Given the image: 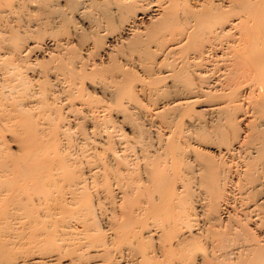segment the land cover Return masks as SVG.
Returning a JSON list of instances; mask_svg holds the SVG:
<instances>
[{
	"label": "bare ground",
	"instance_id": "1",
	"mask_svg": "<svg viewBox=\"0 0 264 264\" xmlns=\"http://www.w3.org/2000/svg\"><path fill=\"white\" fill-rule=\"evenodd\" d=\"M1 1L3 2L0 3V261L6 264H264V182L261 181L262 178L264 180V0H88L90 2L88 8L86 7L88 10L82 6L85 12L90 11L91 15L88 16L98 15L105 24L109 26L111 24L112 27H108L112 28L111 32L116 31L117 27V32L124 35L127 41H131L128 43L124 40L125 42L121 43L122 45L128 43L129 47H132L131 49L126 47L127 49L133 50V47H138L132 52L124 48L131 54L138 51L139 46H147L146 42L156 40L159 34L165 33L168 28L171 27L172 31V25H178V29L182 28L183 32L178 33V29L172 31L178 33H175L177 38L174 37L176 42L172 39L174 33L170 34L172 37L167 35L166 40L169 39L170 42L173 40L174 43L173 45L170 43L171 48L164 53L165 55L172 53L169 56L171 58L173 54L178 55L173 56L176 57L175 62L172 61L173 58L171 60L166 57L170 59L166 64L171 65L165 71L173 65L172 62L177 68L174 67L172 71L170 69V72L164 71V77L168 81L171 80L169 81L171 84L169 82L168 84L180 95L179 98L176 97L175 90L176 100L171 101V107L166 104L162 111L159 110L158 117L168 115L169 118L171 112L181 111V114L178 113L180 114L177 116L178 119L185 112L184 108L186 111L190 110L186 109L187 106L191 107L196 100L198 102L202 98L205 102L208 100L207 102L211 103L213 99V106L209 103V106L204 105L207 108L201 109V115L203 111H208L210 115L216 117L217 124H211L212 119L209 117L211 125L207 122L210 128L213 125L211 129L214 134L210 128L204 127L206 125L204 120L196 119L197 115H194V119L200 120V123L205 122L200 126L212 132L213 136L222 137L224 139L222 142L226 141V144L228 139L232 140L233 137H230L235 134V130L236 132L240 130L238 123H235L236 126L233 123L241 120L235 118L237 113L244 110V115L249 117L250 120H246L244 125L246 131L243 130L246 135L241 136L244 137L241 142L247 146L248 157L246 158L245 151L244 156L242 154L237 156V148L240 150L243 146L245 150L244 145L239 142V146L240 144L242 146L237 148L233 146L235 149L232 147L228 150V145L227 148H223L226 151L223 155L227 157L220 152L222 159L229 158L228 161L224 159L226 165H229L227 168L220 157L223 163L220 162L222 164L219 165L218 160L216 163L219 166L216 163L213 166V162L207 158L202 163L197 154L195 155L199 160H196L195 151L192 150L193 166L185 164V161L183 163L194 168L188 181L181 176L185 166L181 167L180 160L185 158L184 160L188 161L187 155H190L188 146H185V149L188 148L187 154L186 150L180 153L182 146L180 148L178 145V149L177 142L175 143L172 136L168 134L164 136L161 129H157L163 128L156 125L158 122L155 129L151 125H149L151 128H148L155 130V134L152 131L153 134L146 131L150 135L142 133L147 130H144L142 125L141 133L139 132L141 126L138 130L135 127L133 131L137 130L139 138L146 134L143 136L145 139L130 140L133 135L126 138L127 136H122L120 131L119 133L116 131V134L112 126L108 125L112 121L111 116L109 113L110 119L106 118L108 111L103 110L104 104L101 101L99 103L95 100L94 103L87 100L85 91L83 95L86 102L84 99L80 100L85 85H88L84 84L86 83L84 79L89 78L86 73L90 71L85 73L88 69L83 70L81 67L86 66L87 57L84 58L86 61H81L83 56L82 58L78 56L79 62L74 61L70 58L72 50L68 51L71 61L68 60L80 63L81 68L77 67L76 63H72L76 64L74 67L70 62H66L67 58L62 59V56L59 58V53L58 58L49 57L50 61H46L44 65L37 66L36 60H33L35 57L30 61V52L33 53L30 48L33 47L29 48L27 44H23L24 37H21L17 30L22 27L21 22L34 23L36 14L33 15L32 11L39 17L35 23L43 16L44 21L45 18L50 20L49 16L60 17L63 10L66 12L69 9L70 14L73 12L78 14V11H71L76 10L75 7L80 9L79 4L84 0H81V3H77L76 0H64V4L61 2L62 5L59 4L60 0H51V5L47 4L50 3L49 0L44 3L42 1L39 3L40 0H19L21 2L18 3L14 0L15 3L12 0ZM32 3H35L37 8ZM31 4L36 10H31ZM84 13H81L83 17ZM67 14L64 15V21L73 16L69 15V18L68 16L66 18ZM139 14L142 15L140 18ZM24 17L27 19L22 21ZM143 18L150 23L146 27L144 25L143 30H139L137 22ZM71 21L68 24L73 22ZM112 23L117 24H114L115 28ZM105 27L104 30H108ZM163 33V36L168 34ZM142 37H145L146 42ZM65 38L67 39L66 36ZM165 46L163 42V47ZM55 47L63 46L55 44ZM66 47V50L70 49ZM140 49L146 51L145 48ZM120 50L122 49L119 47ZM135 53L137 59L141 56V61L144 58L148 62V56L150 57L147 55L148 52L145 55L147 58ZM91 66L90 70L97 68H93L96 65ZM85 68H88V65ZM117 70L119 74L116 70L114 72L119 75L118 84L121 82L122 85L124 82L126 87L132 84L133 81L128 80L129 84L126 81V72L122 69L120 72ZM93 72L94 70L89 73L92 74L89 79H85L89 80L87 82L90 84L95 82L98 74H100L98 79L101 77L99 69L97 74ZM93 74L97 76L94 77ZM110 74L107 77L111 76L109 79H112L113 83L116 82L117 75L114 73L113 77ZM102 77L97 80L99 87L104 83ZM123 79L124 81H121ZM155 80H158V83ZM94 82L88 85L92 87L91 91L99 88ZM112 82L110 89L115 85L113 90L117 89L118 93L122 92L124 95L128 91L126 89L131 88L130 85L123 90L120 84ZM150 82H147L148 88L153 84V87H156L159 83L162 85L165 83L161 78L152 79ZM165 86H162L164 88L162 91L170 89L168 85L169 89ZM101 87L107 88L102 85ZM155 89L153 92H156ZM122 93L118 96L123 99ZM76 95L81 97L78 98ZM111 96L115 102L116 97ZM118 96L117 100H120ZM74 97L80 100L78 104L84 103L82 109H78L79 113H75L72 108L71 101ZM206 98L208 99L205 100ZM85 103L88 106L98 103L101 105L91 108ZM167 107H170V112L159 116V113L168 110ZM71 108L73 115L80 114L79 110H82L85 112L84 117L87 120L91 119L92 122L89 123H95L90 124L91 127L84 131L82 127L88 122L84 121L80 114L81 121L78 118V122L81 123L83 120L86 123L83 126V123L81 125L79 123L80 128L76 126L77 129L75 127L73 129L69 118H63L60 115L62 110L59 111L69 109L72 112ZM105 108L111 110L108 106ZM177 112H174L175 116ZM129 117L126 116L128 119ZM171 118L168 119L169 122ZM173 118L172 120H175L176 117ZM181 119L180 122L183 120ZM192 119L190 118L191 121ZM161 120L162 125L165 122L169 123L166 118V121L164 118ZM190 120L187 122L190 123ZM74 121L76 125L78 122ZM166 123L164 126L167 128ZM225 123L232 125V129L226 127ZM186 127L184 130L188 132ZM228 127L230 132L234 129L230 135L225 131ZM179 128L173 131L174 134L185 133L181 131L183 128ZM169 129L171 127L165 132ZM207 130L205 133L208 135ZM181 133H178L179 137L183 138L184 135ZM158 134L163 136L159 137ZM224 134L230 137L224 138L226 136ZM191 135L194 136L191 133L188 138ZM195 137L197 136L192 139L195 140ZM203 137H206L205 134L201 137L202 140L205 139ZM219 137L215 138L219 140ZM238 139L236 138V141ZM236 141L232 143L236 144ZM185 142L187 144V141ZM219 142L222 143L220 140ZM9 144L14 147L13 150L9 148ZM230 145L234 144L230 142ZM173 162L178 165L174 166ZM173 167L183 170V172L177 170L176 176H179L178 179L176 177L177 180L172 174L176 170ZM172 168L174 170L169 174V169ZM188 171L186 174H189ZM187 183L191 184L193 193H190V187V191L186 190ZM233 187H237L235 193L239 191V196L237 195L239 200L235 198L238 200L235 203L231 202L235 201ZM232 203L237 205L232 208ZM229 209L235 211L231 212Z\"/></svg>",
	"mask_w": 264,
	"mask_h": 264
},
{
	"label": "rangeland",
	"instance_id": "2",
	"mask_svg": "<svg viewBox=\"0 0 264 264\" xmlns=\"http://www.w3.org/2000/svg\"><path fill=\"white\" fill-rule=\"evenodd\" d=\"M11 1V0H10ZM15 2L17 1V3L18 2H21V1H19V0H14ZM13 0H12V2L13 3H15ZM35 1H37V0H35ZM41 1L44 3V2H46V0H40V2L39 3H41ZM48 1V0H47ZM50 1V3L49 2H47V4H50L51 5V0H49ZM52 1H54V0H52ZM66 1V0H65ZM83 1V0H82ZM81 0H76V2L77 3H81L82 2ZM85 1V2H84ZM83 1V3L82 4H85V5H82V4H79V6H80V9H79V7H75V6H78V5H76L75 4V8H76V10H72L71 12H73V11H78V14H77V12L75 13V14H70V12H69V9L65 12V10H63L64 11V13H63V11H62V13L60 12V14H62L63 15V17H62V15L59 17V15L58 16H49V18L48 19H50V17H51V21L50 20H47V18H45V21H44V17L45 16H43L42 17V19L41 20H43V21H41L40 19H38V21L39 22H36L35 23V21H36V19L37 18H39L38 16H36L37 15V13L35 12V13H33V11L31 12L33 15L34 14H36L35 15V21H33L34 23H29L31 26H29V24H27V21H25V22H21V24H20V26L22 25V27H19V29H17L18 30V32H19V34H20V36L21 37H24V38H22V40L24 41V45H26V46H29V48L30 47H33V49L32 48H30V51H32L33 53L31 54V52H30V61H32V59L35 57V58H37V59H33L34 61L36 60V62L35 63H37V66L38 65H44V64H46V61L48 62V61H50L49 60V57H55V58H58V54L57 53H59V58H61V56L63 57L62 59H65V58H67V60H65L66 62H70L71 60H74V61H77L78 60V62H79V57H81L82 58V56H83V58H82V60L81 61H86V66L84 65V66H81V67H83V70H86V69H88V70H86L85 71V73L86 72H89V73H91L93 70H94V74L96 73L97 74V71H98V69L100 70V72L99 73H101V77L103 78L102 79V81H104V83L102 84L101 83V85L102 86H106L109 90H106L107 88H105V89H102V88H104V87H101V85H100V87H99V85L97 84V80H99L98 79V77L100 76V74H98L99 76L95 79V82H94V84H95V86H96V84L98 85V90L97 89H95V88H93V89H95V90H90V89H92V87L90 88L88 85H91L89 82H87V81H89V80H85V79H89L91 76L90 75H92V74H89V73H86V74H88L89 75V78H85L84 79V81H86V83L84 82V84H88V85H85V88L86 87H89V88H87V89H85L84 87V89H83V91H82V97L80 96V95H78L79 97H81L80 98V100H83L84 99V101L87 99V100H89V101H91V102H94L95 103V100H97V101H99V103H101L102 102V104H106L105 106L103 105V110H105L106 112L108 111V113H106L107 114V116H106V114H104L105 113V111H103L104 113V116H106V118L108 117L109 118V113H110V116H111V119L110 120H112L111 121V123L113 124H111V123H109L108 125L109 126H112V129H113V131H115V133H116V131L119 133V131H120V133L122 134V136H127L126 138H129V137H131L132 135L134 136H132V138H130V140L132 139V140H137V139H139L140 140V138H139V136L140 135H137L136 134V131L138 130V128L141 126V128H139L140 130H139V132L141 131V129H143V127H144V130L145 129H147V130H145V131H142V133L143 132H145V133H147L146 131H149L148 133H154V131H152V129L151 130H149L150 128H151V126H154V127H152L153 129H155L157 126L158 127H160V126H163V128L165 129L164 130V132L162 131V127L161 128H157L158 130L159 129H161L160 131H161V133H163V135L165 136L166 134H168V135H170V136H172V139L173 140H175V143L177 142V144H176V147L179 145V147L180 146H182V149L180 150V153L181 152H184L185 150V152H186V154H187V149L189 148V150L190 151H188V153H190V155L188 154L187 155V158H189L188 159V161H186V160H182V159H180L181 161H182V166H181V164H180V166L181 167H183V165L185 166V164L187 163V165H189L190 164V166L193 164V160H194V157H196V155L195 154H197L198 156H200L199 157V159L202 161V163H204L205 162V159L207 158V160H210V162L213 164V166L214 165H216L217 163H218V160H220V152L222 151V155H223V152L225 153L226 151H224V149L223 148H225L227 145V147L229 148L228 150H230V148H232L233 146H236V148L239 146V144H238V142L239 143H243V142H241L242 140H244V137H241V136H244V134L246 135V133H245V131H246V127H244V125H245V123L248 121V120H250L249 119V117L247 116V115H244L245 114V112H244V110H241V112H243V113H241L240 111L237 113V114H235V118H239V119H237V120H240V121H237V122H235V121H233V123L235 124H237L238 123V129H240V130H238V132H236V130H235V132H234V129H233V131H231L230 132V129H229V127H231V129H232V125H229V123L231 124V121L229 122V123H227L228 125H226V123H225V126L227 127V126H229L227 129H229V131L227 130V129H225V131H227L228 132V135H230L232 132H234L235 134H233L231 137L230 136H228L227 134H224V138H226L227 137V139H228V137H230V138H234L235 137V135H236V138L238 139V141H236V138L235 139H233L232 138V140L231 139H228V143L226 144V141H224V142H222L224 139L222 138V137H219V135H217V136H213V134H214V132H213V130L211 129V128H213L212 126H211V128L209 127L212 123L214 124H217L215 121H216V117L214 118V116L213 115H210L211 113L210 112H206V111H203L204 113H203V115H201L202 114V110H204L203 108H207V107H205L204 105H206V106H213L212 105V102H213V99L211 100L212 102L210 103V102H207L208 100V98H206L205 100H207L206 102L204 101V99H199V100H201V101H198L197 102V100H196V103H192V106H191V104H190V106L191 107H188L187 106V108L186 109H188V108H190V110H185V108H184V113H183V115L181 116V118L183 119H181V118H178L177 119V116L178 115H180L181 113V111L180 112H177V111H174V112H177L176 114V116H175V113L173 112H171V114H173V115H169V118L170 117H172L173 118V116H175L174 118H175V120H172V118L170 119V122L168 121V115H167V111L168 112H170V110H169V108L171 107V101H173V99L174 100H176V98H174L176 95V97H178V95H180V93L178 94V91L176 90V92H177V94L175 95V90H174V87H172V86H170L169 84H168V82L170 81L171 82V80H167V78H165L164 76V74H165V72H168V70H169V72H170V69H171V71L174 69V67L176 66V65H174V60H175V58H173V56H175V55H177V54H173L172 55V58H173V60H172V58L171 57H169V56H171V54L172 53H170V54H164L165 52H167V50L169 49V48H171V46L173 45L172 43H174V41L176 42V34H178L180 31L181 32H183L181 29V27H180V29H178L177 28V26L175 25H172L173 27H172V31L173 30H177L178 29V33L177 32H173L174 33V35H173V38L172 39H174V37H175V39H174V41L172 40V39H170V40H172L171 42L169 41V39L168 40H166L167 39V35H169L170 36V34H173L172 33V31L170 30V28H168L167 30H169V31H171V33L170 32H168L167 30H165L166 32L165 33H168V34H165V33H163V34H165L164 36L162 35V33L161 34H159V36H158V38L155 40V39H153L152 41H149V42H146V39H145V37H142L143 38V40L145 39V42H146V45L148 46V44L149 43H151V44H149V46L147 47V46H145V47H141V46H139L140 48H142V49H146V47H147V49H146V51L145 50H142L141 51V49L139 50L138 49V51L136 50L135 52H137V53H135V54H137V55H143L142 56V58L147 54V52H148V54L147 55H150V57L148 56V62H146V59H144L143 58V62L141 61V56H139L138 57V59L136 58V55H134V53H128L127 51H133L134 49H136V48H138V47H133V50H130L132 47L130 46L129 47V44L128 43H130L131 41H127L124 37V35H120L117 31V27H116V23H112L113 25L114 24H116V25H114V27L113 28H115V30L116 31H114V32H111L112 31V28H108V27H112V25L110 24V26L108 25V24H105L104 22H103V20L97 15V17H96V15L95 16H93L92 15V17L91 16H88V14L89 15H91V13H90V11L88 12H85L83 9L85 8V10L88 8L87 6H89V4H90V2L87 0H84ZM3 1H1L0 3H2ZM64 4V0H60V2H59V4H61L62 5V3ZM75 2V3H76ZM36 3V2H35ZM35 3H32L36 8H37V5L35 4ZM66 3V2H65ZM31 4V5H32ZM38 4V3H37ZM86 4H88V5H86ZM31 6L30 8H31V10L32 9H34V10H36L35 9V7L34 6ZM74 5V4H73ZM84 8H83V7ZM34 7V8H33ZM87 7V8H86ZM77 8H78V10H77ZM82 8V9H81ZM47 9H49V8H47ZM65 9V8H64ZM80 10V11H79ZM88 10V9H87ZM82 11V12H81ZM85 13H84V12ZM84 13L83 15H84V17L82 16V14L81 13ZM68 13V14H67ZM87 13V14H86ZM65 14H67L65 17L67 18V16H68V18H69V15L70 16H72L71 18H69V19H71L70 21L72 22L71 24H68L70 21H68V20H66L65 19V21L63 20V18H64V15ZM85 14L87 15V17L85 16ZM81 16V17H80ZM142 15L141 14H139L138 15V18H140ZM48 17V16H47ZM55 17H58L59 19L61 18L62 19V21H61V19L59 20L58 18H55ZM80 17V18H79ZM83 17V18H82ZM55 19V20H53V19ZM93 18H95V20L93 19ZM98 18V19H97ZM25 19H27V17H24L23 19H22V21H24ZM66 21H68V22H66ZM90 21H92V22H90ZM96 21H97V23H96ZM141 21V22H140ZM138 20V22H137V26H138V28H139V30H143L144 29V25H145V27L146 26H148L149 24L148 23H150V22H148L146 19H141V20ZM143 21V22H142ZM41 22V23H40ZM45 22V23H44ZM62 22H64V23H62ZM65 22L67 23V25L65 24ZM93 23H95V25L97 24H99L98 26L101 28H99V27H97V29H96V26L93 24ZM26 24V25H25ZM39 24H40V26L41 27H43V28H41L40 26H39ZM81 24V25H80ZM24 25V26H23ZM43 25V26H42ZM65 25V26H64ZM71 25V26H70ZM75 25V26H74ZM94 25V26H93ZM101 25V26H100ZM27 26V27H26ZM28 26H29V28H28ZM37 26V27H36ZM73 26H74V28H73ZM104 26H106L105 28H108V30L106 29V30H104ZM71 27H72V29H75L74 31L71 29ZM81 27V28H80ZM24 28H26V29H24ZM32 28V29H31ZM34 28V29H33ZM88 28V29H87ZM99 28V29H98ZM28 29V30H27ZM70 29V30H69ZM20 30V31H19ZM114 30V29H113ZM31 31V32H30ZM41 33H40V32ZM67 31H69V32H67ZM84 31V32H83ZM109 31V32H108ZM43 32V33H42ZM75 33V34H73V33ZM78 32V33H77ZM110 33V34H109ZM176 33V34H175ZM18 34V35H19ZM40 34H41V36H40ZM77 34V35H76ZM23 35V36H22ZM70 35V36H69ZM75 35L77 36V37H75ZM19 36V37H20ZM65 36L67 37V39L65 38ZM69 36V37H68ZM74 38H72V37ZM79 36V37H78ZM124 36V37H123ZM170 37H172V35L170 36ZM169 37V38H170ZM77 38V39H76ZM124 38V39H123ZM160 38V39H159ZM21 39V38H20ZM48 39V40H47ZM65 40V41H64ZM67 40V41H66ZM127 41L128 43H123V45L121 44L122 42H125V41ZM142 40V39H141ZM162 41L163 40V42H164V45H166L165 47H163V42H159V41ZM60 43H59V42ZM157 41V42H156ZM42 42V43H41ZM54 42H55V44H56V46H63L64 47V44L65 43H67V44H65L66 46L68 45V47H66V48H70L69 50H66L65 49V47H64V50L61 48V47H55L54 48V46H55V44H54ZM70 42V43H69ZM169 42V43H168ZM62 43V44H61ZM120 43V44H119ZM161 43V44H160ZM172 45H171V44ZM43 44H45V45H43ZM61 44V45H60ZM128 44V46H126ZM153 44V45H152ZM54 45V46H53ZM120 45H122V47L120 46ZM145 45V44H144ZM143 45V46H144ZM171 45V46H170ZM154 46L156 47V48H154ZM46 47V48H45ZM108 47H110V48H108ZM119 47H120V49H122V50H120L122 53H120V51H119ZM126 47H129L128 49L126 48ZM163 47V48H162ZM80 48V49H79ZM127 49V51L125 50V49ZM159 48V49H158ZM47 49H48V51H47ZM59 49V50H58ZM62 49V50H61ZM109 49V50H108ZM126 51H124V50ZM156 49V50H155ZM165 49H166V51H165ZM38 50V51H37ZM66 50V51H65ZM70 50H72L71 52V56L72 55H74L75 56V53H76V56H77V58H76V56L74 57L73 56V58L68 54V53H70V52H68V51H70ZM81 50V51H80ZM148 50V51H147ZM161 50V51H160ZM59 51V52H58ZM62 51V52H61ZM63 51H65V52H63ZM73 51H74V53H73ZM81 53V54H79V52ZM47 52V53H46ZM119 52V53H118ZM139 52H143V53H139ZM144 52H146V53H144ZM150 52V53H149ZM161 52V53H160ZM48 53H49V55H48ZM63 53V55H61ZM65 53L67 54V55H65ZM86 55H85V54ZM160 53V54H159ZM175 53H177V52H175ZM39 54V55H38ZM79 54V55H78ZM122 54H124V55H122ZM129 54H130V56H129ZM152 54V55H151ZM162 54H164V57L162 56ZM32 55H34V56H32ZM43 55V56H42ZM45 55H47V56H45ZM51 55V56H50ZM110 55V56H109ZM68 56V57H67ZM69 56H70V58H71V60L69 59ZM79 56V57H78ZM134 56V57H133ZM162 56V57H161ZM48 59H47V58ZM88 58V59H84V58ZM111 57V58H110ZM146 58H147V56H145ZM166 57H169V58H171V60L172 61H174V62H172L173 63V65L172 66H170V68L167 70V71H165V69H167L168 68V66L169 65H171V64H166L167 62L169 63V58H166ZM177 57H178V55H177ZM32 58V59H31ZM75 58H76V60H75ZM80 58V59H81ZM110 58V59H109ZM161 58H163V59H161ZM166 58V59H165ZM70 61H69V60ZM165 59V60H164ZM169 59V60H168ZM45 60V61H44ZM125 60V61H124ZM140 60V61H139ZM39 62H42V63H39ZM45 62V63H44ZM76 63V62H70V64H72V63H76L77 64V67L80 65V63ZM39 63V64H38ZM150 65H149V64ZM170 63H171V61H170ZM76 64H72L74 67H76ZM90 64V65H89ZM96 65V66H93V68L94 67H97V68H95V69H97V71L95 70V69H93V70H90V66L91 65ZM142 64V65H141ZM145 64V65H144ZM160 64V65H159ZM87 65H88V68H85V67H87ZM148 67H147V66ZM140 66V67H139ZM160 66V67H159ZM167 66V67H166ZM80 67V66H79ZM80 67V68H81ZM92 67V66H91ZM166 67V68H165ZM173 67V68H172ZM150 68V69H149ZM177 67H175V69H176ZM92 69V68H91ZM117 69H119V72L121 71V69H122V71L123 72H126L127 73V75H125L126 76V81L128 82V84H129V81L128 80H130V82L131 81H133L132 82V84L130 83V85H131V88H130V90L129 89H126L127 87H130V85L128 86L127 85V87H126V85L125 84H123L122 83V85H121V82H119L120 80H119V75H117L116 74V72L118 71ZM116 70V72H114ZM96 71V72H95ZM109 71V72H108ZM111 71V72H110ZM112 71H113V73H112ZM163 71V72H162ZM165 71V72H164ZM107 72V73H106ZM123 72H121V74L123 73ZM103 73H105L104 75H102ZM110 73H112V74H110ZM114 73H115V75H117V76H115L117 79H115L116 80V82L114 81V83L109 79L110 77H107V75H114ZM118 73V72H117ZM126 73H124V74H126ZM94 74H93V76H94ZM119 74V73H118ZM120 74V75H121ZM124 74H123V76H124ZM162 75H163V77H162ZM92 76V77H93ZM97 76V75H96ZM96 76H94V77H96ZM87 77V76H86ZM107 77V78H106ZM114 77V76H113ZM112 77V78H113ZM121 77V76H120ZM161 78V80H162V82L164 81H166L165 83H163V85L162 84H158V85H156V87H153L154 86V84H156L155 82L157 81V83H158V80H155V82L154 81H152V82H154V84L151 86V87H149L148 88V84L149 83H151L150 81L152 80V79H160ZM121 78H123V77H121ZM125 78V77H124ZM132 78V79H131ZM150 78V79H149ZM164 80H163V79ZM91 79H93V78H91ZM109 79V81H107ZM114 79V78H113ZM169 79V78H168ZM117 80H119L118 82H119V84L122 86V88H123V90H125L126 89V91L127 92H125L126 94L124 95L122 92V97H123V99L122 98H120L119 96H121V93H118V91H117V89H115V90H113L114 88H115V85L113 86L114 88L112 89V87H111V89H110V86H111V82L113 83V84H118L117 83ZM111 81V82H110ZM121 81H124V79L123 80H121ZM125 81V82H126ZM160 81V80H159ZM101 82V81H100ZM108 82H110V83H108ZM147 82H149V83H147ZM161 82V83H162ZM169 82V83H170ZM142 85H141V84ZM144 83H145V85H144ZM84 84H83V86H84ZM100 84V83H99ZM110 84V85H109ZM112 84V85H113ZM118 84V85H119ZM139 84H140V86H139ZM165 84H166V86H165ZM171 84V83H170ZM117 85V86H118ZM165 86V87H167V85L170 87V89H169V87H167V89H169L170 91H174V93L172 94V92L170 93V91L168 90V91H162V90H164V88H162V86ZM116 86V88H118ZM121 86H119V87H121ZM94 87V86H93ZM126 87V88H125ZM155 89V91L156 92H153V89ZM132 89V90H131ZM150 89V90H149ZM166 88H165V90H167ZM172 89V90H171ZM86 90H87V92H89V93H87L86 92ZM106 90V91H105ZM110 90H112L111 92L113 93V94H111L110 93ZM122 90V91H123ZM159 90V91H158ZM85 91V92H84ZM95 91V92H94ZM109 91V92H108ZM83 92H84V95L86 96V99H85V96L83 95ZM105 92H108V93H105ZM133 92V93H132ZM168 92V93H167ZM119 94V96H118V94ZM171 94V95H170ZM111 95H113V96H115L114 98L116 99V101H118L117 103H115L114 102V100H113V97L111 96ZM175 95V96H174ZM77 95H76V97H78ZM104 96V97H103ZM109 96V97H108ZM117 96L120 98V100H117ZM78 97V98H79ZM84 97V98H83ZM89 97V98H88ZM97 98V99H96ZM118 98V99H119ZM131 98V99H130ZM134 100H133V99ZM179 98V97H178ZM177 98V99H178ZM91 99V100H90ZM94 101H93V100ZM80 100H78V99H76L75 97H74V99L71 101V103L73 102V106H72V108H74V112L75 113H79L78 112V109H80L82 106H84L83 104L82 105H80V104H78L79 102H80ZM129 100V101H128ZM132 100V101H131ZM209 100V101H210ZM216 99H214V101H215ZM76 101H78V102H76ZM96 101V102H97ZM101 101V102H100ZM111 101V102H110ZM122 101V102H121ZM128 101V102H127ZM131 101V102H130ZM203 101V102H202ZM82 102V101H81ZM86 102V101H85ZM90 102V103H91ZM168 102H170V103H168ZM218 102H220L219 100H218ZM217 102V103H218ZM76 103H77V105H76ZM87 103H88V101H87ZM94 103H92V104H94ZM98 103V104H99ZM119 103H121V104H119ZM128 103V104H127ZM208 103H209V105H208ZM215 103V102H214ZM217 103H215V104H217ZM98 104H95L96 106L98 105ZM166 104L168 105V106H170L169 108H168V110L167 109H165L164 111H163V113L162 114H160L159 113V116L160 115H167V116H162L163 118H164V121H166L167 120V122H169V123H171V124H167L166 122V124H167V126L170 128L171 127V129H169L168 130V132H165L166 131V129L168 128H166V126H164V124L162 125V120L161 119H163V118H161V117H158L157 115V112H160V111H162V109L163 108H165L166 107ZM193 104H194V106H193ZM200 104V105H199ZM56 105H58V104H56ZM85 105H86V103H85ZM95 105H93V106H90L91 108H93V107H95ZM101 104H99L98 106H100ZM110 105H111V107H110ZM115 105V106H114ZM124 105V106H123ZM132 105V106H131ZM86 106H88V104L86 105ZM85 106V107H86ZM88 106V107H89ZM109 107L111 110V112L107 109V108H105L104 109V107ZM113 106V107H112ZM165 106V107H164ZM76 107V108H75ZM126 107H128V108H126ZM130 107V108H129ZM132 107V108H131ZM136 107H137V109H136ZM71 108V109H72ZM123 108V109H122ZM125 108H126V110H125ZM82 109V108H81ZM107 109V110H106ZM130 109V110H129ZM140 109V110H139ZM183 109V108H182ZM202 109V110H201ZM62 110V111H61ZM65 109H60L59 111H61L62 113L60 114L63 118H69L68 120H70L71 122H70V125L73 127V129H74V127L77 129V127L76 126H78V128H80V126H79V123L80 122H78L79 121V119L81 118L80 117V114H81V116H83V118H84V121L86 120L87 122H88V124H86V125H84V123H86V122H83V120H82V122L80 123V125L82 124V126L84 125V127H82L83 128V130L85 131L86 129L88 130L91 126H90V124H92V123H89V122H92L91 121V119H88L87 120V118L86 117H84V111H82V110H79L80 111V114H75V115H73V109H72V112L69 110V109H67L66 111H64ZM137 110H139V111H137ZM160 110V111H159ZM179 110H181V109H179ZM178 110V111H179ZM77 111V112H76ZM131 111V112H130ZM183 111V110H182ZM189 111V112H188ZM191 111V112H190ZM66 114H65V113ZM126 112H127V115H126ZM132 114H130V113ZM139 112V113H138ZM143 112V113H142ZM166 112V114H164ZM187 112V113H186ZM194 112V113H193ZM198 112V113H197ZM205 112H206V114H205ZM112 113V114H111ZM135 113H137V114H135ZM156 113V114H155ZM178 113H180V114H178ZM185 113L187 114L186 115V117L184 116L185 115ZM197 113V114H196ZM210 113V114H209ZM63 114V115H62ZM124 114V115H123ZM134 114V115H133ZM145 114V115H144ZM193 114V115H192ZM199 114V115H198ZM207 114H209V115H207ZM243 116H242V115ZM79 115V116H78ZM129 115L131 116V117H129ZM144 115V116H143ZM154 115L156 116V118H154ZM194 115H197V116H195V118L196 119H199L200 118V120H204L205 122H206V125L204 126V127H207L208 129L210 128L211 129V131L213 132V134H212V132H210L209 130H207V129H203L204 127L203 126H200V125H202V123H204L205 124V122H202L201 121V123L199 122V121H195L196 119H194ZM206 115V116H205ZM78 116V117H77ZM126 116L127 117H129V119L128 118H126ZM138 116V117H137ZM152 116H153V118H152ZM213 118H212V117ZM140 117V118H139ZM141 117H142V119H141ZM179 117V116H178ZM192 117H193V119H192ZM208 117H209V119H212V120H214V122H212V120H211V124L209 123V121L210 120H208ZM242 117H244V118H242ZM73 118H75V119H73ZM79 118V119H78ZM82 118V119H83ZM86 118V119H85ZM105 118V120L107 121H109V119H106ZM124 118V119H123ZM143 118H144V120H143ZM158 118H161L160 120H161V122H160V120L158 119ZM165 118H166V120H165ZM168 118V119H167ZM173 118V119H174ZM187 118V119H186ZM190 118L192 119V121L195 123V125H194V123L192 124V121L190 120ZM124 120V121H122V120ZM147 119H150V120H147ZM156 119V120H155ZM157 119H158V121H157ZM180 119L182 120L181 122H180ZM73 120H76L78 123L75 125V121L73 122ZM127 120H129V121H127ZM141 120V121H140ZM152 120H154V121H152ZM191 121L190 123H191V125H188V124H190V123H188L187 121ZM247 120V121H246ZM80 121H81V119H80ZM107 121V122H108ZM148 121V122H147ZM163 121V122H164ZM73 122V123H72ZM110 122V121H109ZM123 122V123H122ZM133 122H135L134 124H133ZM140 122H142V123H140ZM147 122V123H146ZM158 122V123H157ZM173 122V123H172ZM177 124H176V123ZM197 122H199V124L197 123ZM207 122L210 124H208V126H207ZM240 122V123H239ZM244 122V123H243ZM95 122H93V124H94ZM138 123H140V124H138ZM153 123V124H152ZM157 123V124H156ZM196 123L198 124V127L200 126L201 128L200 129H198V127L196 126ZM92 124V125H93ZM111 124V125H110ZM121 124H123V126L121 125ZM125 124V125H124ZM155 124L157 125V126H155ZM174 124V125H173ZM181 124H184V125H181ZM222 124V123H221ZM233 124V125H234ZM236 124H235V126H236ZM75 125V126H74ZM87 125H89V127L87 126ZM134 125H137V126H134ZM142 125H143V127H142ZM147 127H146V126ZM149 125H151V126H149ZM160 125V126H159ZM176 125H179V126H176ZM181 125V126H180ZM223 125V124H222ZM242 125V126H241ZM128 128H127V127ZM134 126V127H133ZM175 126V127H174ZM186 126H188V128L186 127ZM189 126H192V127H189ZM196 126V127H195ZM71 127V128H72ZM121 127V128H120ZM137 128V130L136 131H133V129L134 128ZM174 127V128H173ZM178 129H180L179 127H181V131H184L185 133H181V132H178V133H181V135L183 134L184 135V137L182 138V137H179L180 135L178 134V136H176L177 134H174V132L173 131H177V128ZM186 127V129H187V131L189 132L190 131V133H188V132H186V130H184V128ZM135 128V129H136ZM149 128V129H148ZM189 128H190V130H189ZM195 128V129H194ZM197 128V129H196ZM235 128V127H234ZM242 128V129H241ZM72 129V131H74ZM75 129V130H76ZM129 129V130H128ZM191 129H192V132H191ZM236 129V128H235ZM245 129V131H243ZM82 130V129H81ZM158 130H156L159 134H160V132L158 131ZM205 130H207V133H208V131H209V134L208 135H210V136H208L206 133H205ZM77 131V130H76ZM152 131V132H151ZM170 131H172V132H170ZM178 131H180V130H178ZM240 131V132H239ZM139 132H137L138 134H140ZM226 132V133H227ZM230 132V133H229ZM147 133V135H150V134H148ZM152 133V134H153ZM193 134L194 136H197V137H195L196 139L195 140H193L194 138V136H192L191 135V137L190 138H188V135L189 134ZM212 135H211V134ZM117 134V133H116ZM131 134V135H130ZM135 134H136V136H138V137H136L135 136ZM151 134V135H152ZM155 134V133H154ZM157 134V133H156ZM158 134V135H159ZM203 134H205V136L207 137H203V139L204 140H202V136H203ZM144 135H146V134H142L141 136H142V140L143 139H145L144 137ZM162 134L161 135H159V137L161 136H163ZM182 135V136H183ZM201 136V137H199V136ZM216 135V134H215ZM144 136V137H143ZM157 136V135H156ZM212 136V137H211ZM238 136V137H237ZM147 137V136H146ZM158 137V136H157ZM179 137V138H178ZM215 137H219V140L222 142V143H220L219 142V140L217 139V138H215ZM134 138V139H133ZM137 138V139H136ZM193 138V139H192ZM222 140H221V139ZM243 138V139H242ZM187 139V140H186ZM242 139V140H241ZM128 141H130L129 139H127ZM134 140V141H135ZM177 140H179V141H177ZM183 140H184V142L185 141H187V144H186V142L184 143L183 142ZM188 140H190V141H188ZM192 140V141H191ZM226 140V139H225ZM236 141V144L235 143H232V141ZM240 140V141H239ZM231 142V144H234V145H230L229 146V143ZM130 142H132V141H130ZM178 142H179V144H178ZM183 142V143H182ZM194 142V143H193ZM245 142V141H244ZM174 143V142H173ZM225 144V145H224ZM240 144V146H242V145H244V144H242L241 145ZM11 144H9V148L11 147V150H13L14 149V147H12V145L10 146ZM224 145V146H223ZM185 146L187 147L188 146V148H186L185 149ZM239 146V147H240ZM226 147V148H227ZM178 148V147H177ZM181 148V147H180ZM191 148V149H190ZM241 149L240 150H238V148H237V156L238 155H240V156H244L245 154V156H246V158L248 157L247 156V153L248 152H246L247 150V146L246 145H244V149L245 150H243V146L242 147H240ZM179 149V148H178ZM232 149H235V147H233ZM192 150H194L195 151V153L194 152H192ZM245 151V154H243V152ZM194 153V157L192 156V154ZM235 153V152H234ZM242 154V155H241ZM248 155H249V153H248ZM223 156H226L225 154L223 155ZM235 156V155H234ZM191 157H192V159H191ZM220 157V158H219ZM227 157V156H226ZM226 157H224V159L226 160V161H228V159L229 158H226ZM186 158V159H187ZM197 159L196 160H199L198 159V157H196ZM223 158V157H222ZM221 158V159H222ZM224 159H222L223 161H224V163L222 162V160H220L219 161V165L220 164H225V166H226V168H227V166H229V165H226V161L224 160ZM179 160V159H178ZM178 160H176V162L178 161ZM195 160V161H196ZM184 161H185V164H183L184 163ZM192 163H191V162ZM204 161V162H203ZM188 162H190V163H188ZM199 162V161H198ZM217 162V163H216ZM220 162H222V163H220ZM181 163V162H180ZM195 163V162H194ZM216 163V164H215ZM173 164H174V166H177L178 165V163H174L173 162ZM187 165L184 167V172H183V170L180 168V169H176V167L174 168V169H176V170H174L173 168H172V170H170L169 169V174H171L170 173V171L172 172L173 170L175 171L174 173H172V174H174L175 175V179H176V175H178L176 172H177V170H179V172H180V170L183 172L182 174H181V176L183 175V178H185V180L186 181H188V180H190L191 179V176H192V172H194V171H191V170H193L194 168H192V167H187ZM195 165V164H194ZM218 165V164H217ZM218 165V166H219ZM173 166V165H172ZM179 166V167H180ZM193 166V165H192ZM224 166V165H223ZM223 166H221V167H223ZM225 166H224V168H225ZM179 167H177V168H179ZM187 168H190V170L188 171L187 170ZM185 170H187L188 172H189V174L190 173H192V174H186V172L187 171H185ZM180 175V174H179ZM189 175V177L187 178V176ZM180 176V177H181ZM185 176V177H184ZM170 177H172L171 175H170ZM179 177V176H178ZM178 177H177V179H178ZM174 178V177H173ZM172 178V179H173ZM174 179V180H175ZM176 179V180H177ZM188 179V180H187ZM261 181H263L264 182V180H263V178L261 179ZM189 184L187 183V186H186V190L187 191H190L191 190V188H192V186H191V184L188 186ZM189 187H190V190H189ZM228 188V187H227ZM237 189V187H233V189L235 190L234 191V195L235 196H233V199H235V198H237L238 200H239V197H237V195H238V193H239V191H238V193H235L236 192V189ZM193 189V188H192ZM229 189V188H228ZM194 190V189H193ZM244 192V191H243ZM242 192V193H243ZM190 193H193V191L191 190L190 191ZM189 194V193H188ZM191 195H193V194H190V196ZM239 196V195H238ZM232 199V200H233ZM238 200H236L235 199V201H231V202H236V201H238ZM234 203H232L231 205H233V207L232 208H234V206H236L237 204H234ZM230 208H231V206H230ZM231 212H234L235 211V209H229ZM233 214V213H232ZM197 250H199V249H197ZM200 251V250H199ZM195 252V251H194ZM197 252V251H196ZM201 252V251H200ZM200 254V253H199ZM1 260V259H0ZM1 263H3V262H1L0 261V264ZM5 263V262H4ZM3 263V264H4ZM6 264V263H5Z\"/></svg>",
	"mask_w": 264,
	"mask_h": 264
}]
</instances>
